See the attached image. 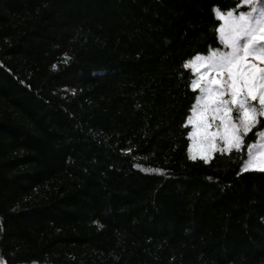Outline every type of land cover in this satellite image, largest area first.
Returning a JSON list of instances; mask_svg holds the SVG:
<instances>
[{"label": "trees", "instance_id": "trees-1", "mask_svg": "<svg viewBox=\"0 0 264 264\" xmlns=\"http://www.w3.org/2000/svg\"><path fill=\"white\" fill-rule=\"evenodd\" d=\"M237 3L0 0L2 264H264V173L183 126Z\"/></svg>", "mask_w": 264, "mask_h": 264}, {"label": "snow or ice", "instance_id": "snow-or-ice-1", "mask_svg": "<svg viewBox=\"0 0 264 264\" xmlns=\"http://www.w3.org/2000/svg\"><path fill=\"white\" fill-rule=\"evenodd\" d=\"M212 12L218 43L182 61L194 93L183 122L189 158L207 164L214 153L246 148L240 170L264 173V0Z\"/></svg>", "mask_w": 264, "mask_h": 264}, {"label": "rangeland", "instance_id": "rangeland-1", "mask_svg": "<svg viewBox=\"0 0 264 264\" xmlns=\"http://www.w3.org/2000/svg\"><path fill=\"white\" fill-rule=\"evenodd\" d=\"M244 7H247V6H244ZM190 143H191V141H190ZM214 154H215V153H214ZM214 154H213V155H214ZM190 155H192V153L189 152V156H190ZM212 157H213V156H212ZM197 159H199V154H197Z\"/></svg>", "mask_w": 264, "mask_h": 264}]
</instances>
